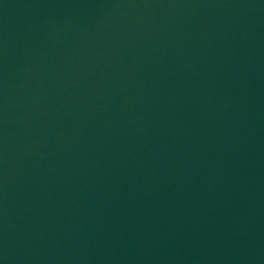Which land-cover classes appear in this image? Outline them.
Returning a JSON list of instances; mask_svg holds the SVG:
<instances>
[{
	"label": "water",
	"instance_id": "95a60500",
	"mask_svg": "<svg viewBox=\"0 0 264 264\" xmlns=\"http://www.w3.org/2000/svg\"><path fill=\"white\" fill-rule=\"evenodd\" d=\"M0 264H264V0H0Z\"/></svg>",
	"mask_w": 264,
	"mask_h": 264
}]
</instances>
